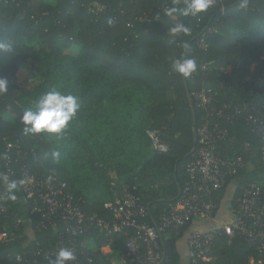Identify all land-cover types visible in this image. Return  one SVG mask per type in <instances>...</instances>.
Instances as JSON below:
<instances>
[{
  "label": "trees",
  "instance_id": "obj_1",
  "mask_svg": "<svg viewBox=\"0 0 264 264\" xmlns=\"http://www.w3.org/2000/svg\"><path fill=\"white\" fill-rule=\"evenodd\" d=\"M95 2L105 8L95 12ZM172 2L0 1V43L13 45L12 52L0 51V76L10 81L0 95V170L14 172L9 180L29 168L38 177L64 181L86 213L107 220L113 213L106 204L129 186L147 208L145 220L157 224L180 199L198 148L195 129L208 122L224 133L217 155L244 163L214 193L217 210L243 186L257 183L264 190V0H248L246 8L242 0H215L198 17L166 16L163 9ZM176 21L189 24L191 34L169 36ZM203 37L206 48L198 44ZM185 41L186 55L198 64L187 79L172 70V62L185 55ZM53 87L79 97L76 119L63 135L25 133L24 112ZM202 88L213 94L211 111L192 96ZM150 129L159 131L166 151L153 147ZM0 185L6 191V183ZM16 194V201L4 200L7 210L0 215V230L9 233L0 241V264H34L36 245L67 240L66 227L37 230L40 216L29 215L20 188ZM187 228L163 237L165 264H182L179 243ZM76 242H85L83 264H120L126 236L99 229L76 236ZM211 255L212 264H249L250 256L261 257L258 244L241 234L228 243L222 231Z\"/></svg>",
  "mask_w": 264,
  "mask_h": 264
},
{
  "label": "built area",
  "instance_id": "obj_2",
  "mask_svg": "<svg viewBox=\"0 0 264 264\" xmlns=\"http://www.w3.org/2000/svg\"><path fill=\"white\" fill-rule=\"evenodd\" d=\"M9 3L15 0H0ZM103 4L94 3L92 10L102 11ZM137 19V18H136ZM131 26V23H128ZM202 48L207 47L205 38L198 42ZM206 66L204 65L203 68ZM226 68H221L226 72ZM193 98L207 111L212 109L213 94L211 90L202 88L192 93ZM153 147L166 151L167 146L160 141L159 131H147ZM198 139V148L193 159L187 166L188 179L182 189L181 197L171 209L160 216L157 224L145 220L146 206L140 202L139 196L129 186H124L121 193H117L113 201L106 204L112 211L113 218L107 220L96 214H88L81 207L80 198H77L64 181H57L48 176L38 177L30 173L29 168H23L19 179L28 178V182L20 187L23 192L22 202L29 210V215L40 216L35 228L45 230L50 226L62 224L66 227L67 240L61 239L54 247L44 244L36 245L34 264H51L55 259L56 251L60 247L73 250L76 254L74 261L66 264H83L85 242L77 244L76 236L91 234L94 230H101L106 234L122 232L126 236L125 250L117 255L121 264H165L163 237L168 232L180 233L186 229L187 249L190 264H212L214 257L212 249L218 239V232L222 231L228 243H231L237 234L243 235L252 244H258L261 257H249V264H264V190L253 183L243 186L241 193L230 198V207L233 214L231 222H224L216 227L203 228L200 222L215 220L218 204L214 193L220 190L227 181L228 175L238 167L243 168L241 157L236 159L221 158L216 150L219 142L224 139L222 130L215 126L210 127L208 122L195 129ZM264 161V146L262 148ZM14 172L0 170V183L4 177H13ZM17 179V180H19ZM6 191L0 185V215L7 209L3 196ZM30 220V219H27ZM17 226H22L24 220L15 217ZM32 234L31 230L28 232ZM64 236V232H62ZM9 233L0 230V241H7ZM96 243L88 246L96 248ZM110 252V248L108 247ZM39 255H43L41 261ZM22 261V254L17 255ZM92 258L88 261L92 262ZM29 263V262H28ZM30 264V263H29Z\"/></svg>",
  "mask_w": 264,
  "mask_h": 264
},
{
  "label": "clouds",
  "instance_id": "obj_3",
  "mask_svg": "<svg viewBox=\"0 0 264 264\" xmlns=\"http://www.w3.org/2000/svg\"><path fill=\"white\" fill-rule=\"evenodd\" d=\"M215 0H183V7L180 6V0H173L170 6L164 7V14L168 17L179 13L183 17H198L201 13L207 12L213 5ZM241 8L248 7V0H242ZM111 22V21H110ZM169 36L173 39L179 35L189 36L192 28L189 24L183 21L174 22L168 29ZM185 50V55L175 59L172 62V70L180 74L184 78H191L198 71V64L195 58L188 57L186 53L190 51V46L187 41L182 44ZM0 51L12 52L13 45L8 42L0 43ZM23 67V66H22ZM27 71V68H23ZM10 81L7 77L0 76V95L6 94L9 90ZM79 97L71 91H62L55 87L40 95L33 103V106L28 108L23 116L24 132L31 134H58L63 135L64 130L71 126L80 109ZM55 157L59 153L53 154ZM4 182L7 185L6 195L2 197L4 200L16 201L17 191L28 182V178L19 180H9L4 177ZM51 181L52 177L48 178ZM76 254L73 250L66 247H60L56 251L55 259L51 264H66L68 261H74Z\"/></svg>",
  "mask_w": 264,
  "mask_h": 264
},
{
  "label": "crops",
  "instance_id": "obj_4",
  "mask_svg": "<svg viewBox=\"0 0 264 264\" xmlns=\"http://www.w3.org/2000/svg\"><path fill=\"white\" fill-rule=\"evenodd\" d=\"M230 198L231 196L228 195L227 199L222 202L220 209L216 213L215 220L210 221V222L209 221L200 222L198 226H202L203 228H209V227H216L219 224L224 223V222H231L233 220V214L231 212V207H230ZM179 244H180V250L182 252V264H190V261L188 258L187 236L186 235L182 237ZM103 250L105 253L109 251L108 247H104Z\"/></svg>",
  "mask_w": 264,
  "mask_h": 264
},
{
  "label": "rangeland",
  "instance_id": "obj_5",
  "mask_svg": "<svg viewBox=\"0 0 264 264\" xmlns=\"http://www.w3.org/2000/svg\"><path fill=\"white\" fill-rule=\"evenodd\" d=\"M76 49H77V48L75 47V50H76ZM77 50H78V49H77ZM77 50H76V51H77Z\"/></svg>",
  "mask_w": 264,
  "mask_h": 264
}]
</instances>
